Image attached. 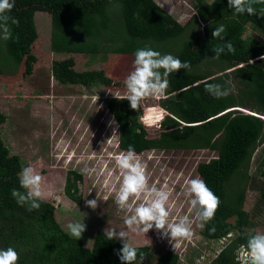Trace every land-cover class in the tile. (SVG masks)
I'll return each instance as SVG.
<instances>
[{"label": "trees", "instance_id": "trees-1", "mask_svg": "<svg viewBox=\"0 0 264 264\" xmlns=\"http://www.w3.org/2000/svg\"><path fill=\"white\" fill-rule=\"evenodd\" d=\"M153 1L15 0L11 15L19 20V25L11 26V39H0V63L25 62L26 73H31L36 60L31 47L38 36L36 12L51 17V48L55 53L130 54L135 60L137 49L150 47L189 61L190 71L180 69L169 76L170 86L165 92L168 105L164 103V107L171 115L161 123L158 139H145L147 133L139 123L141 111L132 109L127 99L111 98L106 103L118 123L120 146L124 150L132 145L136 153L145 148L218 152L217 158L198 166L200 177L221 200L215 218L204 226L202 233L206 239L218 241L237 231V237L210 263L237 264V250L246 243V229L251 225L250 213L243 210L245 188L238 178L247 174L257 143L264 144V122L231 109L264 115V40L248 41L243 37L247 25L264 37V4L254 5L257 14L249 15L235 13L228 0H194L196 13L181 25L153 10ZM198 21L204 23L203 27L190 39H181L190 23L198 26ZM220 25L226 29L221 34L223 39L213 38V31ZM229 42L235 54L226 51L215 59L213 47ZM213 61L219 67L218 74H224L217 76L201 69ZM60 68V62L53 63L52 76L62 85L90 88L95 83L112 82L104 75L78 76L66 74ZM230 79L236 82L238 91L226 98L216 99L205 90L206 83L225 84ZM148 115L161 116L155 109ZM5 120L0 114V248L14 247L20 253L18 264H122L117 252L123 244L117 239L108 240L103 230L97 232L92 247L86 248L59 224L52 203L43 200L40 209L31 212L17 204L11 193L13 189L24 191L19 174L25 165L18 156L9 154L2 140L1 126ZM72 175L74 179H68V194L81 204L82 198L71 190L82 175ZM260 188L257 206L264 205V184ZM232 219H236L234 224ZM212 227L216 229L214 233L209 231ZM138 252L145 258L150 248H138ZM179 257L167 252L156 264H179ZM139 260L138 254L133 264Z\"/></svg>", "mask_w": 264, "mask_h": 264}, {"label": "rangeland", "instance_id": "rangeland-1", "mask_svg": "<svg viewBox=\"0 0 264 264\" xmlns=\"http://www.w3.org/2000/svg\"><path fill=\"white\" fill-rule=\"evenodd\" d=\"M207 1L211 3L212 0ZM153 6L152 9L158 14L181 25L187 24L196 13L194 0H154ZM34 21L38 36L31 47L36 58L31 73H26L25 62L0 63V114L6 118L1 126V137L10 155L18 156L25 166L31 165L42 176L44 201L54 205L55 217L63 229L68 233L67 225L74 222L86 225L82 237L77 240L85 247L89 242L86 248H91L99 230L115 227L119 231L125 227V214L115 204V193L122 181L115 157L125 150L120 146L118 123L110 113L106 99L115 98L113 93L123 94L126 91L123 81L133 70L134 58L130 54L55 53L51 48L50 15L37 12ZM197 23L198 26L191 22L181 39H190L204 25L202 21ZM243 37L248 41L264 40L249 25L245 26ZM55 62L61 63L60 70L66 74L104 75L112 82L95 83L90 88L62 85L52 76ZM201 69L215 75L219 73L214 61ZM229 81L235 86L236 93V82L232 79ZM168 97L164 93L159 98L149 97L142 102L144 107L153 108L161 114L157 122L146 125L143 108L140 110L139 123L145 128L146 140L160 137L161 120L168 113L171 115L164 107ZM237 109L241 108L231 110ZM246 112L251 113L249 110ZM138 155L147 164L149 183L157 187L166 186L170 192V219L175 220L189 214V203L184 196L185 182L200 177L199 164L217 158L218 152L209 149L145 148ZM85 169L91 171L85 172ZM73 172L82 175V180L71 190L76 197L82 198L81 204H77L68 194V179H74ZM238 179L245 188L243 210L251 216V225L246 232H264V205L257 206L260 187L264 184L263 143H257L247 174ZM97 192L100 199L93 209L86 201L97 198ZM235 222L236 219L231 220L232 224ZM202 232L203 228L194 223L191 239L181 240L176 249L170 243V237H164L155 228L146 234L130 233L129 243L137 248H150L149 256L143 261L140 259L137 264H156L161 255L167 252L179 254V264H210L238 235L237 231H233L229 238L210 241ZM117 240L123 244L120 239Z\"/></svg>", "mask_w": 264, "mask_h": 264}, {"label": "clouds", "instance_id": "clouds-1", "mask_svg": "<svg viewBox=\"0 0 264 264\" xmlns=\"http://www.w3.org/2000/svg\"><path fill=\"white\" fill-rule=\"evenodd\" d=\"M256 4H264V0H228V6L237 14L245 12L249 15L257 14V9L254 7ZM14 7L15 0H0V39H11V26L19 25V20L11 15ZM225 31L223 25L216 27L212 33L213 38L223 39L221 34ZM213 50L215 59H220L226 51L235 54V48L230 42L226 45L214 46ZM180 69L190 71L191 63L182 61L172 54H161L150 47L137 49L133 70L123 81L126 91L123 94L112 93L119 100L127 99L134 110L140 111L143 108L144 122L150 125L153 120H159L161 117L149 116L148 113L154 109L144 107L142 102L149 97L163 96L170 86L169 76ZM205 90L212 97L221 99L231 95L235 91V86L231 81L225 84L206 83ZM239 110L244 113L243 110ZM246 114L264 120V115L260 117L254 113L246 112ZM138 154L140 153H136L134 146L129 145L127 150L115 157L116 167L120 169L122 175L119 190L115 193V204L118 210L125 214L123 217L125 227L120 228L119 231L115 227L104 230L108 240L120 239L123 242L122 248L117 252L122 264H133L138 254L141 261L144 259L143 253H139L137 247L130 245V233L146 234L155 228L158 232H162L164 237H170V243H173L176 249L181 240L191 239L193 224L196 223L198 227L204 228L215 218L221 204L220 198L208 187L203 178H191L185 182L184 188V196L189 203V214L175 220L170 219L171 211L168 207L170 192L166 186L157 187L149 183L147 164ZM42 179L31 165L25 166L19 174L20 188L24 191L12 190L11 194L17 204L21 207L26 206L29 212L39 210L41 202L45 199ZM99 199L97 192V198L87 200L86 204L95 209ZM138 200L139 203L136 202ZM67 229L71 237L79 240L86 230V225L79 222L69 223ZM215 230V227L209 229L213 233ZM228 236L226 238H229ZM19 259L20 253L14 247L0 248V264H18ZM236 260L237 264H264V232L256 231L254 234H249L246 243L239 246Z\"/></svg>", "mask_w": 264, "mask_h": 264}, {"label": "water", "instance_id": "water-1", "mask_svg": "<svg viewBox=\"0 0 264 264\" xmlns=\"http://www.w3.org/2000/svg\"><path fill=\"white\" fill-rule=\"evenodd\" d=\"M237 111H240L239 109H237ZM250 115H252V114H250ZM254 116V115H253Z\"/></svg>", "mask_w": 264, "mask_h": 264}, {"label": "bare ground", "instance_id": "bare-ground-1", "mask_svg": "<svg viewBox=\"0 0 264 264\" xmlns=\"http://www.w3.org/2000/svg\"><path fill=\"white\" fill-rule=\"evenodd\" d=\"M161 117V116H160ZM154 121H158V120H154Z\"/></svg>", "mask_w": 264, "mask_h": 264}, {"label": "crops", "instance_id": "crops-1", "mask_svg": "<svg viewBox=\"0 0 264 264\" xmlns=\"http://www.w3.org/2000/svg\"><path fill=\"white\" fill-rule=\"evenodd\" d=\"M37 13V12H36ZM35 15V14H34ZM37 30V29H36ZM243 110V109H242ZM247 110V109H246Z\"/></svg>", "mask_w": 264, "mask_h": 264}]
</instances>
